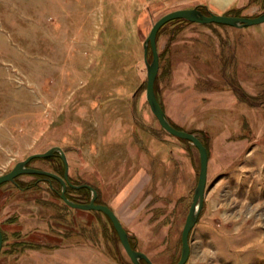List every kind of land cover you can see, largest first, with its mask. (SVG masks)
<instances>
[{"label":"rangeland","instance_id":"obj_1","mask_svg":"<svg viewBox=\"0 0 264 264\" xmlns=\"http://www.w3.org/2000/svg\"><path fill=\"white\" fill-rule=\"evenodd\" d=\"M197 6L264 12V0H0V175L61 147L68 178L98 190L153 264L180 258L199 152L152 113L143 43L161 16ZM156 45L157 98L209 153L185 264H264V22L172 21ZM29 165L61 172L58 157ZM60 191L33 174L0 185V264H133L105 214Z\"/></svg>","mask_w":264,"mask_h":264},{"label":"water","instance_id":"obj_2","mask_svg":"<svg viewBox=\"0 0 264 264\" xmlns=\"http://www.w3.org/2000/svg\"><path fill=\"white\" fill-rule=\"evenodd\" d=\"M174 19H185L189 22L200 23V24L215 23V24H222L233 27H244V26L263 23L264 12H262L257 16H236V15H226V14H217V13H209L208 15H206L197 7L180 8V9L172 10L161 16L158 20H156L152 24V27L143 43L144 60L146 63V70H147L145 94L152 113L158 120L160 126L165 131H167L169 134L177 138L188 140L197 148L199 152V171H198L197 184L194 188L192 202L190 204L181 232L180 258L177 262L173 263V264H185L190 253L189 233L197 221L199 212L204 202L205 186L207 180L208 151L205 145L202 143V141L199 139V137L196 134L190 131L179 129L170 123L155 93L154 84L159 68V55L156 45L157 32L163 25ZM149 51L152 54L151 61H148L147 59V55ZM55 153L59 154L63 162L64 165L63 176L51 172L49 170H44L29 165V162L33 158L49 157ZM68 169H69L68 160L64 150L59 146H53L45 150L44 152L31 154L27 156L24 160L17 162L10 171L0 175V185L5 182H15V178L22 174H39L56 179L61 184V191L59 193V196L68 206L82 210L100 211L110 219L119 237L121 245L123 246L124 251L131 259L133 264H142V260H144L146 264H153L150 258L144 252L135 249L131 246L128 232L126 231V229L124 228V226L122 225L121 221L118 219L114 211L108 205L96 202L97 191L95 190V188H93L89 184L75 185L70 183L68 178ZM67 185H70L74 188L86 186L92 191V197L87 202H76L70 200L66 196ZM2 242H3V234L0 227V250L2 247Z\"/></svg>","mask_w":264,"mask_h":264},{"label":"trees","instance_id":"obj_3","mask_svg":"<svg viewBox=\"0 0 264 264\" xmlns=\"http://www.w3.org/2000/svg\"><path fill=\"white\" fill-rule=\"evenodd\" d=\"M197 8H199L204 14H206V15H208L209 13H210V11L205 7V6H197ZM238 14H236V16H237ZM185 22V23H189V21H187V20H185V19H174V20H171V21H169V22ZM162 28V27H161ZM160 28V29H161ZM159 29V30H160ZM159 30H158V32H157V35H158V33H159ZM156 39H157V36H156ZM155 82H156V80H155ZM154 89H155V93H156V88H155V84H154ZM156 96H157V94H156ZM159 101V100H158ZM160 103V102H159ZM160 105H161V103H160ZM162 106V105H161ZM163 108V107H162ZM169 120V119H168ZM170 121V120H169ZM170 123L173 125V126H175V127H177L174 123H172L171 121H170ZM177 128H179V127H177ZM179 129H181V128H179ZM190 132H192V133H194V131H190ZM201 141H202V143L205 145V147L207 148V151H208V146H207V144H206V141L205 140H203V139H201V138H199ZM182 140H185V139H182ZM185 141H187V142H189L188 140H185ZM208 156H209V153H208ZM54 157H58L59 158V165H60V170H61V172L60 173H58L59 175H61V176H63V174H64V165H63V162H62V160H61V158H60V156H59V154L58 153H55V154H53L52 156H49V157H44L45 159H52V158H54ZM55 173V172H54ZM56 174H57V171H56ZM33 175H35V176H38V177H43V178H45V179H48V180H53V181H55V182H57L58 183V185L59 186H61V184L56 180V179H54V178H51V177H48V176H45V175H39V174H33ZM69 181H70V183H72V184H75V185H80V184H87V183H84V182H75V181H72L70 178H69ZM3 184V183H2ZM1 184V185H2ZM93 187V186H92ZM94 188V187H93ZM70 190H75V191H79V192H81V193H83V195H84V197H85V200H77V199H75V198H73V196H71V193H70ZM95 190L97 191V198H96V202L97 203H102V202H100L98 199V190L95 188ZM58 196H59V194H58ZM66 196L70 199V200H73V201H76V202H87V201H89L90 200V198L92 197V191L88 188V187H86V186H81V187H78V188H74V187H72V186H70V185H67V187H66ZM59 198H60V196H59ZM61 199V198H60ZM104 204V203H103ZM106 216V215H105ZM106 218L108 219V221L110 222V224H111V226H112V228H113V230H114V232L116 233V231H115V229H114V227H113V225H112V223H111V221H110V219L106 216ZM117 234V233H116ZM129 241H130V244H131V246L133 247V248H135L136 249V247H135V242H134V238H133V236H129ZM142 264H146L145 263V261L144 260H142Z\"/></svg>","mask_w":264,"mask_h":264},{"label":"crops","instance_id":"obj_4","mask_svg":"<svg viewBox=\"0 0 264 264\" xmlns=\"http://www.w3.org/2000/svg\"><path fill=\"white\" fill-rule=\"evenodd\" d=\"M214 13H217V14H220V12H218V11H215ZM111 208V207H110ZM113 211H114V209H112ZM116 214V213H115Z\"/></svg>","mask_w":264,"mask_h":264}]
</instances>
